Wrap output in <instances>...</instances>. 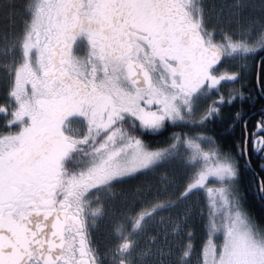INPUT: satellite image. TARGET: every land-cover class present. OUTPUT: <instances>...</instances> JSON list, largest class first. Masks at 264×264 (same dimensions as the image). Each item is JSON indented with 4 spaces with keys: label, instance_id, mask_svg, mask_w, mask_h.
<instances>
[{
    "label": "snow or ice",
    "instance_id": "obj_1",
    "mask_svg": "<svg viewBox=\"0 0 264 264\" xmlns=\"http://www.w3.org/2000/svg\"><path fill=\"white\" fill-rule=\"evenodd\" d=\"M0 264H264V0H0Z\"/></svg>",
    "mask_w": 264,
    "mask_h": 264
},
{
    "label": "trees",
    "instance_id": "obj_2",
    "mask_svg": "<svg viewBox=\"0 0 264 264\" xmlns=\"http://www.w3.org/2000/svg\"><path fill=\"white\" fill-rule=\"evenodd\" d=\"M250 206H251L252 210L255 213L259 214V212H260V202H259L258 199H256L255 201L251 202Z\"/></svg>",
    "mask_w": 264,
    "mask_h": 264
},
{
    "label": "rangeland",
    "instance_id": "obj_3",
    "mask_svg": "<svg viewBox=\"0 0 264 264\" xmlns=\"http://www.w3.org/2000/svg\"><path fill=\"white\" fill-rule=\"evenodd\" d=\"M217 2H219V0H217ZM101 227L103 228V227H104V225L102 224V225H101Z\"/></svg>",
    "mask_w": 264,
    "mask_h": 264
},
{
    "label": "flooded vegetation",
    "instance_id": "obj_4",
    "mask_svg": "<svg viewBox=\"0 0 264 264\" xmlns=\"http://www.w3.org/2000/svg\"><path fill=\"white\" fill-rule=\"evenodd\" d=\"M102 224H103V223H102ZM102 224H101V225H102Z\"/></svg>",
    "mask_w": 264,
    "mask_h": 264
}]
</instances>
